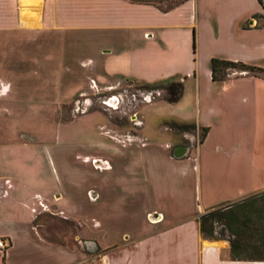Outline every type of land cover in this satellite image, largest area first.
Segmentation results:
<instances>
[{"label":"crops","instance_id":"crops-1","mask_svg":"<svg viewBox=\"0 0 264 264\" xmlns=\"http://www.w3.org/2000/svg\"><path fill=\"white\" fill-rule=\"evenodd\" d=\"M134 1L0 0V237L7 243L0 264L84 260L82 252L46 239L32 224L35 211H43L52 200L60 219H67L73 206L70 189L58 187L56 176L47 170L50 147L33 146L44 144L46 139H36L53 135L52 128L30 123L49 120L50 103L44 98L53 97L54 88H67L70 72L91 70L94 84L181 82L175 103L153 101L143 118L147 120L153 106L161 121L156 127L206 130L181 158H174V148L169 154V145L163 144V161L171 173L163 183L177 192L189 184V175L199 201L216 202L200 204L197 214L264 191V78L233 71L230 79L212 82L208 67L210 58H218L264 69V10L258 0ZM143 1L175 4L162 11ZM103 165L98 168H110ZM140 180L115 177V193L102 203L110 212L112 205L119 209L123 196ZM93 199L96 211L102 204L100 193ZM157 214L165 223V215ZM100 218L95 217L101 232ZM145 224L141 235L120 231L119 237H108L107 244H120L102 257V264H249L221 260L215 247L225 243L202 238L206 246L198 258L196 221L180 224L189 233L184 241L173 234V225L150 230Z\"/></svg>","mask_w":264,"mask_h":264},{"label":"rangeland","instance_id":"rangeland-1","mask_svg":"<svg viewBox=\"0 0 264 264\" xmlns=\"http://www.w3.org/2000/svg\"><path fill=\"white\" fill-rule=\"evenodd\" d=\"M231 74L232 72H228L224 80L230 79ZM93 78L91 70L79 74L70 72L68 87L54 88L53 97L47 95L44 98L50 103L49 120L30 122L37 125L36 127L41 125L43 128H52L53 135L37 137L38 141L46 139L44 144L33 146L50 147L47 170L50 176L52 173L56 176L58 187L70 189L68 191L74 206L68 209L67 219H60L56 215V203L52 200L47 204L48 207L45 205L47 208L43 211H35L32 224L46 239L63 242L69 248L82 252L84 260L79 264H102V257L120 244L118 241L107 244L108 237H119L120 231H125L128 236L137 233L141 235L147 229L145 223L149 224L150 230L173 225V234H180L184 241V237H188L189 233L185 232L186 229H180V224L184 226L189 220L197 223L201 214H197L198 206L202 204L207 207L216 202L210 201L209 198L199 201L189 175V181H186L189 184L184 188L180 185L177 192L170 190L171 185L163 183V179L167 181L171 175L170 167L163 161V144L169 145V154L178 146L190 150L197 145L201 132L192 127L177 129L170 125L166 130L161 126L156 127L161 121L159 122L157 113L153 112V106L147 110V120L143 118L144 108L163 96L161 90H150L148 87L136 86L124 80L94 84L91 80ZM113 98V105H107ZM20 128L24 132L25 128ZM135 145L137 149L125 147ZM94 160L98 162L95 164ZM103 163H109L110 168L100 170L98 167H105ZM119 176L141 179V183H134L132 191L123 196L125 200L121 202L122 206L113 209L112 205L110 212L103 203L115 193V187L111 186V183ZM98 193L100 202L102 203L103 199V203L94 211L97 203H94L96 199L93 198ZM154 208L157 210L152 212ZM148 210L150 213L145 216ZM157 211L165 215V223L159 222L162 217ZM95 212L97 218H100L101 214V224L104 225H101V232L98 231L100 227L96 216L94 217ZM105 225L106 233L103 230ZM200 239L198 234V258L201 248L206 246ZM102 240L107 242L105 246L99 245ZM124 240L133 239L124 238L121 242ZM221 242L227 244L225 241ZM85 244L88 251L84 249ZM225 244H216L219 258L232 261L228 245ZM243 262L264 264L258 261Z\"/></svg>","mask_w":264,"mask_h":264},{"label":"trees","instance_id":"trees-1","mask_svg":"<svg viewBox=\"0 0 264 264\" xmlns=\"http://www.w3.org/2000/svg\"><path fill=\"white\" fill-rule=\"evenodd\" d=\"M136 2L134 0H127ZM264 10V2L258 0ZM165 11L175 3L169 1H143ZM164 4L165 6H162ZM212 82L223 81L228 72H240L264 78V69L240 62H230L218 58L208 61ZM150 90H161L162 100L175 103L182 91L181 82H167L160 85L144 86ZM177 129H186L192 125H178ZM205 129L201 130L199 142ZM197 231L202 239L225 241L232 261H264V191L251 195L234 203L221 204L202 213L197 220ZM88 251V246L84 249Z\"/></svg>","mask_w":264,"mask_h":264},{"label":"water","instance_id":"water-1","mask_svg":"<svg viewBox=\"0 0 264 264\" xmlns=\"http://www.w3.org/2000/svg\"><path fill=\"white\" fill-rule=\"evenodd\" d=\"M188 152V148L186 147H183V146H178V147H175L172 151V156L174 158H181L183 157L184 155H186Z\"/></svg>","mask_w":264,"mask_h":264},{"label":"built area","instance_id":"built-area-1","mask_svg":"<svg viewBox=\"0 0 264 264\" xmlns=\"http://www.w3.org/2000/svg\"><path fill=\"white\" fill-rule=\"evenodd\" d=\"M6 247H7V243L4 241L2 237H0V256L3 255Z\"/></svg>","mask_w":264,"mask_h":264},{"label":"flooded vegetation","instance_id":"flooded-vegetation-1","mask_svg":"<svg viewBox=\"0 0 264 264\" xmlns=\"http://www.w3.org/2000/svg\"><path fill=\"white\" fill-rule=\"evenodd\" d=\"M113 103H114V98L111 99V100H109V101L107 102V105H108V104L113 105Z\"/></svg>","mask_w":264,"mask_h":264}]
</instances>
